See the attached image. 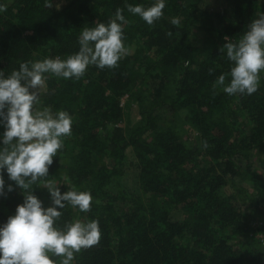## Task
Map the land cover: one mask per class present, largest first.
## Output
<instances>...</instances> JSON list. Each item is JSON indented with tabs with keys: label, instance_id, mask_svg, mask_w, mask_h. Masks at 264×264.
I'll return each instance as SVG.
<instances>
[{
	"label": "trees",
	"instance_id": "trees-1",
	"mask_svg": "<svg viewBox=\"0 0 264 264\" xmlns=\"http://www.w3.org/2000/svg\"><path fill=\"white\" fill-rule=\"evenodd\" d=\"M154 2L66 0L57 9L55 0L51 8L44 0H0L6 6L0 13L5 77L20 63L75 54L81 30L107 24L117 9L128 21V52L116 67L91 65L79 79L49 76L35 105L72 119V134L53 158L48 179L62 192L92 196L87 213L66 206L58 227L77 219L99 222V242L75 254L72 264H260L264 248L255 235L264 233V177L253 170L250 154L264 145V72L251 95L229 96L214 85L221 74L226 84L230 80L231 63L219 51L225 37L238 42L264 14V0H166L163 17L151 26L127 12L129 4L147 8ZM195 31L208 39L200 48L191 41ZM136 84L150 104L132 95L140 122L126 133L119 126L120 101ZM179 112L198 134V145L186 147L176 133ZM161 121L167 123L160 127ZM128 148L138 187L113 190ZM240 176L249 193L225 196L224 188ZM34 194L50 206L46 190ZM22 201L18 188L0 199V223ZM173 210L182 218L173 219ZM256 221L261 226L253 227ZM50 258L60 264L61 258Z\"/></svg>",
	"mask_w": 264,
	"mask_h": 264
},
{
	"label": "clouds",
	"instance_id": "clouds-1",
	"mask_svg": "<svg viewBox=\"0 0 264 264\" xmlns=\"http://www.w3.org/2000/svg\"><path fill=\"white\" fill-rule=\"evenodd\" d=\"M51 8L52 0H44ZM127 12L151 26L163 17L166 0H155L150 6L127 5ZM6 6L0 3V13ZM128 21L117 9L107 24L83 28L78 38L79 50L66 59L59 56L20 63L5 77L0 70V199L16 188L23 201L14 215L0 223V264H72L75 254L96 245L101 237L97 220L79 219L58 227L62 210L71 206L80 213L90 211L92 196L87 191L62 192L56 182L48 179L53 158L63 148L64 138L71 136L72 119L65 111L53 113L45 107L38 110L40 93L49 76L79 79L87 68H114L128 52L124 41V25ZM171 23L179 25L178 19ZM225 42L219 49L231 63L228 83L221 74L214 86L224 93L251 95L260 84L264 72V14L252 20L238 42ZM7 180L11 183L5 181ZM36 185L37 187H33ZM47 191L50 206L34 194V189Z\"/></svg>",
	"mask_w": 264,
	"mask_h": 264
},
{
	"label": "rangeland",
	"instance_id": "rangeland-1",
	"mask_svg": "<svg viewBox=\"0 0 264 264\" xmlns=\"http://www.w3.org/2000/svg\"><path fill=\"white\" fill-rule=\"evenodd\" d=\"M65 5L66 0H55L54 6L57 9H60ZM191 36L192 44L197 48H200L208 40L207 36L199 31L193 32ZM142 90L143 89L136 84L134 88H132V93L129 92L121 98L120 106L122 108V120L120 121L119 126L124 129L126 133L130 131L132 127L136 126L138 122H140L139 108L137 102L131 100L132 95H138L141 99L143 98V105L148 107L150 104V98L147 96V92ZM43 91L44 89L41 91L40 95ZM184 117L185 112L177 113L174 117L173 127L186 147H194L198 145V134L186 124ZM165 123H167V121H161L159 124L160 127L165 125ZM125 158L123 173L120 178L115 181L116 186L111 187L113 190L117 187L136 190L138 187L137 177L135 175L136 162L131 148L126 150ZM250 163L254 168L253 170L260 173L264 177V145H261L257 150L250 154ZM231 183L230 186L224 188L223 193L225 196L236 195V197H242L244 191L249 193V185L246 179H244V176L237 177ZM171 216L175 220L182 218V214L175 210L171 212Z\"/></svg>",
	"mask_w": 264,
	"mask_h": 264
},
{
	"label": "built area",
	"instance_id": "built-area-1",
	"mask_svg": "<svg viewBox=\"0 0 264 264\" xmlns=\"http://www.w3.org/2000/svg\"><path fill=\"white\" fill-rule=\"evenodd\" d=\"M262 212L264 214V205L262 207ZM252 226L257 228V227L261 226V222L260 221H258V222L256 221V222H254L252 224ZM255 236H256L257 241L260 244V246L264 248V233H257ZM260 264H264V260H262Z\"/></svg>",
	"mask_w": 264,
	"mask_h": 264
}]
</instances>
